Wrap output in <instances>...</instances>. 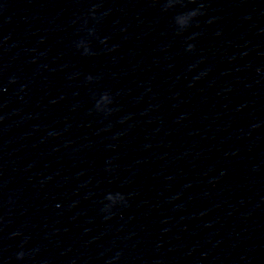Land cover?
Listing matches in <instances>:
<instances>
[{"label":"clouds","instance_id":"9594fccd","mask_svg":"<svg viewBox=\"0 0 264 264\" xmlns=\"http://www.w3.org/2000/svg\"><path fill=\"white\" fill-rule=\"evenodd\" d=\"M193 47H194L193 45H189V50H192Z\"/></svg>","mask_w":264,"mask_h":264}]
</instances>
